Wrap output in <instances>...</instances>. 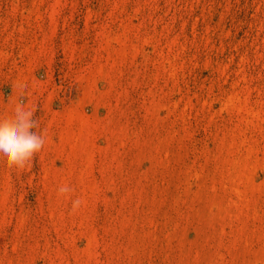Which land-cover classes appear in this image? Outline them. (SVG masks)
<instances>
[{
	"label": "rangeland",
	"instance_id": "1",
	"mask_svg": "<svg viewBox=\"0 0 264 264\" xmlns=\"http://www.w3.org/2000/svg\"><path fill=\"white\" fill-rule=\"evenodd\" d=\"M18 107L0 264H264V0H0Z\"/></svg>",
	"mask_w": 264,
	"mask_h": 264
},
{
	"label": "clouds",
	"instance_id": "2",
	"mask_svg": "<svg viewBox=\"0 0 264 264\" xmlns=\"http://www.w3.org/2000/svg\"><path fill=\"white\" fill-rule=\"evenodd\" d=\"M19 103L23 105L25 100L21 98ZM37 127L35 112L27 107L16 108L10 122L0 124V165L23 169L43 151L46 136L36 131ZM70 190L68 186L59 188L60 193H68ZM72 204L75 210L80 206L81 201L76 199Z\"/></svg>",
	"mask_w": 264,
	"mask_h": 264
}]
</instances>
